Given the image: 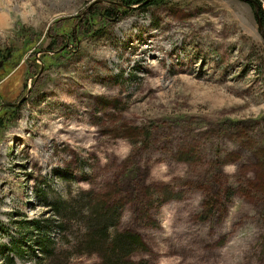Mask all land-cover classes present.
Segmentation results:
<instances>
[{
	"label": "rangeland",
	"instance_id": "1",
	"mask_svg": "<svg viewBox=\"0 0 264 264\" xmlns=\"http://www.w3.org/2000/svg\"><path fill=\"white\" fill-rule=\"evenodd\" d=\"M255 1L0 0V264H99L53 210L91 191L136 264H264Z\"/></svg>",
	"mask_w": 264,
	"mask_h": 264
},
{
	"label": "trees",
	"instance_id": "2",
	"mask_svg": "<svg viewBox=\"0 0 264 264\" xmlns=\"http://www.w3.org/2000/svg\"><path fill=\"white\" fill-rule=\"evenodd\" d=\"M160 1L162 0H127L126 3L152 5ZM94 194L92 191L86 192L83 194L84 198L78 201L59 200L55 202L53 210L59 218L58 222L60 221L57 223V228L62 233V238H66L67 234L73 230L71 223L74 216H79L78 224L80 226L86 224L87 227L82 232L84 234L82 237L85 238L82 240V245L92 249L90 251L96 252L100 256L99 264H136L133 255L148 251V245L140 233L132 230H120L125 204L117 201L109 208L107 207L108 199H99L93 204V199L89 200L88 197ZM67 212L69 214H66ZM46 222L49 224L50 220ZM34 224L36 227L40 225L36 221ZM50 237L48 232H45L39 242L44 254L52 252L53 241Z\"/></svg>",
	"mask_w": 264,
	"mask_h": 264
},
{
	"label": "water",
	"instance_id": "3",
	"mask_svg": "<svg viewBox=\"0 0 264 264\" xmlns=\"http://www.w3.org/2000/svg\"><path fill=\"white\" fill-rule=\"evenodd\" d=\"M245 1H247V2H252V3H255L256 4V1L255 0H245ZM258 14V13H257ZM258 18H260L259 16H258Z\"/></svg>",
	"mask_w": 264,
	"mask_h": 264
}]
</instances>
